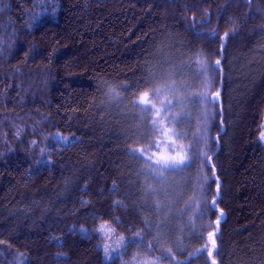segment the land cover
<instances>
[{"label":"trees","instance_id":"16d2710c","mask_svg":"<svg viewBox=\"0 0 264 264\" xmlns=\"http://www.w3.org/2000/svg\"><path fill=\"white\" fill-rule=\"evenodd\" d=\"M0 9V264H210L190 255L209 232L217 264H264V0H51L36 20V0ZM163 85L219 98L173 100L169 115H187L169 127L196 151L157 184L128 153L149 141L135 99ZM104 224L136 243L105 260Z\"/></svg>","mask_w":264,"mask_h":264},{"label":"snow or ice","instance_id":"6c2138e0","mask_svg":"<svg viewBox=\"0 0 264 264\" xmlns=\"http://www.w3.org/2000/svg\"><path fill=\"white\" fill-rule=\"evenodd\" d=\"M51 2V0H36V6L41 8L40 12L35 13L32 16V20H36L37 17L40 15L46 13L48 11V5ZM249 7H251V0H248ZM2 11V9H0ZM52 11L55 12V7L52 8ZM230 23H232L230 21ZM264 27V26H262ZM235 31V29L233 30ZM232 32H225L223 36L220 37L221 40V47L224 46V41L226 38L231 35ZM210 35L215 36L216 33L213 31L210 33ZM221 61L218 59L215 62V65H208L206 63H201L200 67L198 69L197 75L203 73V72H212V73H218L222 71L221 67ZM205 83H210V81L205 80ZM127 87V86H123ZM172 94L174 92V85H168L165 87H157L154 89H151L149 91H144L138 101H136L133 104V107L139 108L140 112L143 114L142 119L147 120L149 116H151V123L150 128L151 132L156 139L151 140L148 142V147H136L131 148L129 150L128 155L137 161L142 162L146 165V168L144 169L145 176L147 178H150L151 180L155 181L157 184H163L165 181V173H171L175 172L177 170L183 171L186 167H189V161L191 159L190 153H193L196 151L194 146L185 147L183 144H178V141H182L184 139H187L186 134L176 132L173 127H169V124H178L181 122V120L187 115L186 113H180L178 114H171L169 113L172 111L173 108H175V104H173V100L176 101L177 104H185V103H191L196 104L197 103V97L200 103L202 104H211L215 105L216 100L219 98V93L217 92L215 94V98L213 100H209L207 97V94L201 93L197 94V96H189V97H178L175 95H172L171 99H168L167 96H165L164 99H161L162 96H164L165 93ZM157 102H159V107L157 106ZM205 118L210 115V113H205ZM63 143H67L68 138L63 137L59 138ZM260 139L264 140V131L260 133ZM195 142H202L203 144L208 143V138L204 136H197L194 137V143ZM35 143V142H34ZM161 145H163L167 151L161 152L160 148ZM148 148H155V151L151 154L148 153ZM199 158L201 160L202 164V171L204 168H206L211 161V157L208 156L206 151H200L199 152ZM215 175L214 169H213V176ZM209 181L208 177L203 178V182L201 184V189L203 190V185L207 184ZM220 185L217 182V191L219 190ZM156 193L155 189H152L148 194L154 195ZM217 197L214 196L211 201V205H208L209 209H213L216 204ZM223 219V213L221 212L220 215L217 217L216 224L218 225ZM114 223H119V221H115ZM100 233H104L109 239L114 235V229L109 228L107 224L101 225V227L97 230ZM216 233L215 232H209L208 236L211 240V248H202L198 249L197 252L191 253V256H197L198 254L203 253L204 251H207L208 257L210 258V264H217L216 256L219 255L217 244L214 239ZM136 236H140V233H136ZM6 242L2 239H0V245L5 244ZM128 243H136V240L133 239L130 242L125 241L124 237H120V239L116 242L115 246H113L111 243H105L103 252H104V258L105 260H109L115 257H118L120 255V249L126 248L128 246ZM139 243H143L142 240H140ZM23 254H21V264H22ZM134 260H138V257H134ZM206 264H208V261L206 260Z\"/></svg>","mask_w":264,"mask_h":264},{"label":"rangeland","instance_id":"374dc122","mask_svg":"<svg viewBox=\"0 0 264 264\" xmlns=\"http://www.w3.org/2000/svg\"><path fill=\"white\" fill-rule=\"evenodd\" d=\"M205 78H202V79H200L199 80V82L200 83H205ZM163 87H165L164 85H163ZM157 88V87H156ZM141 95V94H140ZM140 95L135 99V102L136 101H138V99H139V97H140ZM172 95H174L173 93L172 94H169V93H165L164 94V96H162L161 97V99H164L165 98V96H167V98L168 99H171L172 98ZM176 96V95H175ZM173 104H174V102H173ZM157 106L159 107V102H157ZM133 109L135 110V112H136V114H137V116H138V122H142V123H144V124H146V127H147V132H148V134L144 131V136H148L149 135V141H151V140H154V139H156V137H154L153 136V134H152V132H151V128H150V123H151V116H149L148 118H147V120H144V119H142V117H143V114L140 112V110H139V108H137V107H133ZM209 111V110H208ZM210 113V112H209ZM262 131H264V122H263V128H262ZM261 131V132H262ZM148 141V142H149ZM263 142H264V140H262ZM148 142H147V144H148ZM69 143V142H68ZM64 144H67V143H64ZM154 150H155V148H154ZM160 151L161 152H166L167 151V149L163 146V145H161V148H160ZM109 227V226H108ZM110 228V227H109ZM102 236H103V239L105 240V243H111L113 246H115V244H116V242L120 239V237H118V236H116L115 235V233H114V235L109 239L104 233H102ZM142 264H155V263H151V261L150 262H143Z\"/></svg>","mask_w":264,"mask_h":264}]
</instances>
